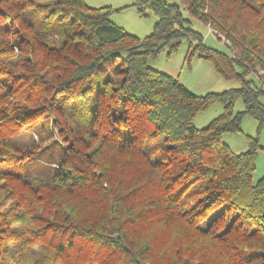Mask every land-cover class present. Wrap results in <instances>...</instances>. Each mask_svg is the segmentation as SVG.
Returning a JSON list of instances; mask_svg holds the SVG:
<instances>
[{"label": "trees", "instance_id": "trees-1", "mask_svg": "<svg viewBox=\"0 0 264 264\" xmlns=\"http://www.w3.org/2000/svg\"><path fill=\"white\" fill-rule=\"evenodd\" d=\"M133 6L157 16L144 37L111 18L126 6L0 0V264H264V0ZM185 39L187 60L240 86L198 95L150 66ZM215 103L223 112L198 128ZM245 115L258 135L235 152L223 134ZM43 159L51 173L32 175Z\"/></svg>", "mask_w": 264, "mask_h": 264}, {"label": "rangeland", "instance_id": "rangeland-1", "mask_svg": "<svg viewBox=\"0 0 264 264\" xmlns=\"http://www.w3.org/2000/svg\"><path fill=\"white\" fill-rule=\"evenodd\" d=\"M85 1L90 6L95 7L112 4L113 7L119 8L121 5H123L121 7H125L127 5L124 9L114 12L111 15V18L113 17L115 20L113 18L112 19L116 23L141 37L150 34L153 30L155 22L157 21V16L152 11H149L148 16H140L137 9L131 4L133 0ZM167 1L171 3L179 2V0ZM182 11L186 18H190L186 10L182 9ZM190 26L203 35L204 41L207 45L215 47L229 55L233 54L226 41L212 32L206 24L191 18ZM189 46V40L185 39L179 49L171 55H168L167 49L163 50L158 57L150 61V66L157 70L177 76L181 83L198 95L206 94L208 92H221L229 88L240 86V82L237 80H227L223 78L217 72L213 63L209 60L199 58L198 56H194L190 60H187L186 57ZM244 108L245 105L243 100L239 99L236 103L235 111H242ZM222 112L223 105L221 103H215L208 109L198 113L194 123L198 128L206 127ZM50 128L51 126L49 123H46L44 128H31L22 138L24 140H29L31 137L38 138L39 133L48 134L45 130L48 129L49 131ZM248 135H258V123L253 117L245 115L242 121V131L223 134V141L227 143L233 151L242 152L248 148ZM55 137L57 138V134ZM259 137L263 148L259 150L256 160V170L254 175L255 181H258L264 176V126L260 130ZM51 139V137L46 138L43 144L50 143ZM58 140L61 141V138L58 137ZM44 161H46V159H43L42 163L37 162L39 164H35L32 170V175L47 177L51 173L52 168L45 165Z\"/></svg>", "mask_w": 264, "mask_h": 264}, {"label": "crops", "instance_id": "crops-1", "mask_svg": "<svg viewBox=\"0 0 264 264\" xmlns=\"http://www.w3.org/2000/svg\"><path fill=\"white\" fill-rule=\"evenodd\" d=\"M133 3H134V0H133V2H132L131 4L133 5ZM110 5H112V4H110ZM103 6H104V5H103ZM121 6H123V5H121ZM121 6H120V7H121ZM126 6H127V5H126ZM112 18H113V17H112ZM113 19H114V18H113ZM114 20H115V19H114ZM124 28H125V27H124Z\"/></svg>", "mask_w": 264, "mask_h": 264}]
</instances>
